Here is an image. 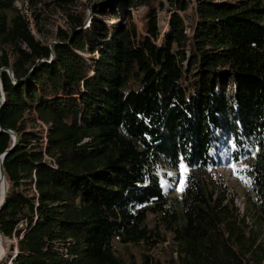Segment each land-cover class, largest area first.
I'll return each mask as SVG.
<instances>
[{
	"label": "trees",
	"instance_id": "1",
	"mask_svg": "<svg viewBox=\"0 0 264 264\" xmlns=\"http://www.w3.org/2000/svg\"><path fill=\"white\" fill-rule=\"evenodd\" d=\"M19 1L0 0V235L18 237L11 264H264V0H102L87 27L69 15L51 44ZM143 6L141 29L132 10ZM28 114L49 125L46 148ZM231 143L232 156L253 158L261 235L208 181ZM159 165L190 170L180 197L164 191Z\"/></svg>",
	"mask_w": 264,
	"mask_h": 264
},
{
	"label": "rangeland",
	"instance_id": "2",
	"mask_svg": "<svg viewBox=\"0 0 264 264\" xmlns=\"http://www.w3.org/2000/svg\"><path fill=\"white\" fill-rule=\"evenodd\" d=\"M102 0H20L18 6L23 10V12L30 18L31 28L34 35L43 42L48 44L55 43L58 41V34L61 28H70V16L69 15H86V23L84 28L87 27L88 22L91 18L96 17L90 8V5L95 3H101ZM115 6L118 4L116 0L109 1ZM172 7L166 3L165 9L160 12V27L162 28V34H165V30L168 26V18L170 17ZM195 7L189 10V16L186 19V23L191 25L197 14L195 13ZM147 8L145 6L139 9H133V15L138 25L142 29L143 22L141 18L145 14ZM182 14V12H181ZM99 18L106 20L110 23H115V20L107 16H98ZM118 22V21H117ZM190 30V29H189ZM191 31V30H190ZM92 37L91 31H89ZM87 57H92L93 55L88 53ZM27 128L33 131H40L37 125H35L34 119L31 114L26 115ZM231 149H223L221 156L224 157L223 162L220 164L219 168L211 169L210 175L213 178H208V181L216 184V188L220 193H223L228 198H234L235 205L239 207L241 213L247 214V222L251 227H254L261 235L260 223L257 220L256 212L253 207V203L249 198L251 191L250 179L246 176L245 170L252 163V156L247 157L244 160H239L232 156V143ZM189 169L182 168L180 170H173L167 168L163 165H159L157 168L158 175L160 177L162 186L166 194L171 195L172 198L180 197L184 187V176ZM214 181H213V180ZM214 182V183H212ZM33 188L28 189L30 196H34ZM154 215L150 214L148 221L151 225L154 224ZM1 244L4 249L3 256L0 260V264H9L11 261V256L14 254V240L12 238H4L0 235ZM168 245L165 242L164 246ZM164 246H157L151 249L150 252L156 256H160L164 259H170V256L166 255L163 250ZM165 248V247H164ZM171 250L170 248H168ZM143 248L136 246L134 247V252L137 256L141 254ZM176 255V254H175ZM10 258V259H9ZM256 262V261H254ZM252 262V263H254ZM257 264V263H254Z\"/></svg>",
	"mask_w": 264,
	"mask_h": 264
},
{
	"label": "water",
	"instance_id": "3",
	"mask_svg": "<svg viewBox=\"0 0 264 264\" xmlns=\"http://www.w3.org/2000/svg\"><path fill=\"white\" fill-rule=\"evenodd\" d=\"M5 70H7L8 73L10 74V76L14 79V72H13V70L11 68H7ZM4 101H5V94H4L3 87L1 85V87H0V108L4 104ZM0 130H1V127H0ZM8 131L11 133V135L13 137V140H14V143H16L17 140H18L17 134L14 131H12V130H8ZM8 152H9V150L6 153H3V154L0 155V186H1V184L4 181L6 182V186H7L6 195H7V192H8L9 185H8V182L6 181V173H5V169H4V166H3V161H4V158H5V156H6V154ZM5 198H6V196H5ZM4 204L2 206H0V212H1ZM12 261H13V259H11V262Z\"/></svg>",
	"mask_w": 264,
	"mask_h": 264
},
{
	"label": "built area",
	"instance_id": "4",
	"mask_svg": "<svg viewBox=\"0 0 264 264\" xmlns=\"http://www.w3.org/2000/svg\"><path fill=\"white\" fill-rule=\"evenodd\" d=\"M187 33L189 35H191V31L188 29L187 30ZM38 129L40 130V132L42 133V138H43V142H42V145H43V148H46L47 146V143H48V132H49V125L41 122L40 120H38ZM45 157L49 160V161H54L51 157H49L48 155H45ZM33 190H34V194L36 195V198L39 196V193L37 191V189L35 187H33ZM13 240H14V243H15V246H14V254H17L18 252V237L16 235L13 236ZM11 261V259H10ZM11 264V262L9 263Z\"/></svg>",
	"mask_w": 264,
	"mask_h": 264
},
{
	"label": "bare ground",
	"instance_id": "5",
	"mask_svg": "<svg viewBox=\"0 0 264 264\" xmlns=\"http://www.w3.org/2000/svg\"><path fill=\"white\" fill-rule=\"evenodd\" d=\"M6 190H7V186H6V182L4 181L0 186V206H2L5 203ZM3 253H4V249L0 240V260L3 256Z\"/></svg>",
	"mask_w": 264,
	"mask_h": 264
}]
</instances>
